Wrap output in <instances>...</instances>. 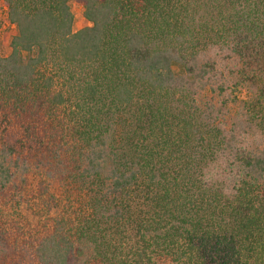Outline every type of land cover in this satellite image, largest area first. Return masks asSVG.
I'll return each mask as SVG.
<instances>
[{"label": "trees", "instance_id": "obj_1", "mask_svg": "<svg viewBox=\"0 0 264 264\" xmlns=\"http://www.w3.org/2000/svg\"><path fill=\"white\" fill-rule=\"evenodd\" d=\"M0 1V264H264V0Z\"/></svg>", "mask_w": 264, "mask_h": 264}, {"label": "rangeland", "instance_id": "obj_2", "mask_svg": "<svg viewBox=\"0 0 264 264\" xmlns=\"http://www.w3.org/2000/svg\"><path fill=\"white\" fill-rule=\"evenodd\" d=\"M70 10L73 15V31L80 30L87 25V21L83 18V9L80 5L75 2L70 3ZM0 18L2 24L0 26V55L7 56L10 53V41L12 36L16 33V29L10 26L6 20V8L0 1ZM247 95V90L245 88L241 89V94L239 96L245 97Z\"/></svg>", "mask_w": 264, "mask_h": 264}, {"label": "crops", "instance_id": "obj_3", "mask_svg": "<svg viewBox=\"0 0 264 264\" xmlns=\"http://www.w3.org/2000/svg\"><path fill=\"white\" fill-rule=\"evenodd\" d=\"M89 25V23L87 22V25L86 26H88Z\"/></svg>", "mask_w": 264, "mask_h": 264}]
</instances>
